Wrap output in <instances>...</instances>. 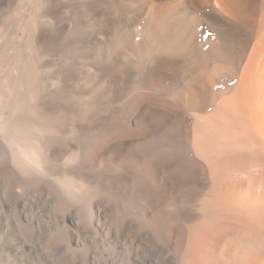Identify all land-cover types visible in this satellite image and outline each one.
<instances>
[{"label": "bare ground", "instance_id": "1", "mask_svg": "<svg viewBox=\"0 0 264 264\" xmlns=\"http://www.w3.org/2000/svg\"><path fill=\"white\" fill-rule=\"evenodd\" d=\"M74 5L109 105L83 156L125 193L132 264H264V0Z\"/></svg>", "mask_w": 264, "mask_h": 264}, {"label": "rangeland", "instance_id": "2", "mask_svg": "<svg viewBox=\"0 0 264 264\" xmlns=\"http://www.w3.org/2000/svg\"><path fill=\"white\" fill-rule=\"evenodd\" d=\"M69 3L61 19L55 0H0V264H132L125 193L113 209L106 165L83 156L109 105L74 70L96 77Z\"/></svg>", "mask_w": 264, "mask_h": 264}]
</instances>
